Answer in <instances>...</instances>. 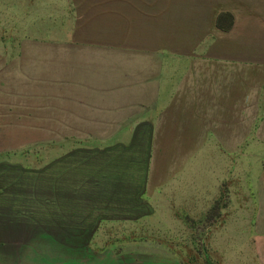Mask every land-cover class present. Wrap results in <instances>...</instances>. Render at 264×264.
<instances>
[{
    "label": "rangeland",
    "instance_id": "374dc122",
    "mask_svg": "<svg viewBox=\"0 0 264 264\" xmlns=\"http://www.w3.org/2000/svg\"><path fill=\"white\" fill-rule=\"evenodd\" d=\"M224 6L232 38L208 24ZM244 30L264 34V0H0V264H261L264 70L213 150L114 104L152 46Z\"/></svg>",
    "mask_w": 264,
    "mask_h": 264
},
{
    "label": "crops",
    "instance_id": "0c3cea01",
    "mask_svg": "<svg viewBox=\"0 0 264 264\" xmlns=\"http://www.w3.org/2000/svg\"><path fill=\"white\" fill-rule=\"evenodd\" d=\"M220 10L233 13V23L228 29L215 25ZM236 21L234 10L224 6L213 13L208 24L211 29L232 38L236 35ZM239 38V46L219 47L211 37L203 40L206 42L203 46L179 48L168 47L159 41L160 45L149 50L150 54L160 56L159 61L145 66L142 78L138 72L133 73L129 98L114 102L115 109L120 106L130 109L131 105L132 108L151 111V118L146 116L144 121L151 128L150 135L157 134L159 128L161 134L188 136L180 142L182 146L178 149L193 152L215 149L219 141L224 142L216 135L227 133L217 128L237 125L231 118H224V111L234 108L246 113L249 103L255 100L254 93L258 94L259 101H264V80L260 83L254 81L259 89L249 93L252 85L249 80L253 81L249 70L254 67L264 70V41L260 40L264 34L249 38L244 30L240 31ZM167 55L171 56V62L165 61ZM157 118L159 122H156ZM236 141L242 142L241 139ZM256 250L258 259L264 264L263 237L257 236Z\"/></svg>",
    "mask_w": 264,
    "mask_h": 264
},
{
    "label": "trees",
    "instance_id": "16d2710c",
    "mask_svg": "<svg viewBox=\"0 0 264 264\" xmlns=\"http://www.w3.org/2000/svg\"><path fill=\"white\" fill-rule=\"evenodd\" d=\"M233 13L229 10H220L215 17V25L220 29H228L233 23Z\"/></svg>",
    "mask_w": 264,
    "mask_h": 264
}]
</instances>
